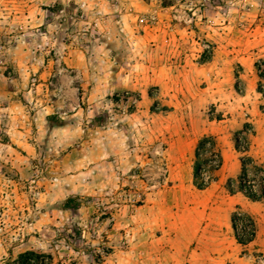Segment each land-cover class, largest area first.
Here are the masks:
<instances>
[{
  "label": "rangeland",
  "instance_id": "obj_1",
  "mask_svg": "<svg viewBox=\"0 0 264 264\" xmlns=\"http://www.w3.org/2000/svg\"><path fill=\"white\" fill-rule=\"evenodd\" d=\"M257 66L264 0H0V264H264Z\"/></svg>",
  "mask_w": 264,
  "mask_h": 264
},
{
  "label": "crops",
  "instance_id": "obj_2",
  "mask_svg": "<svg viewBox=\"0 0 264 264\" xmlns=\"http://www.w3.org/2000/svg\"><path fill=\"white\" fill-rule=\"evenodd\" d=\"M0 103H2L0 105V121L2 120L5 121V118L6 117L8 118L9 114H11L12 106L11 104L3 105L5 102H3L1 97H0ZM10 119L14 121L17 118L10 117ZM9 124L11 126V122H9ZM254 139H255V144L259 145L258 147L260 148L259 153L261 154V160L259 163L263 164L264 163V137L260 139L259 138H254ZM233 166L235 167V172L233 175H229V178L231 179V181H233L232 179H237L238 175H242L243 173V166L242 168H239L238 161H235V164H233ZM230 186H231V183L229 185V188L231 189ZM230 189L229 191L232 192V190ZM229 200H230V203L232 202L234 203L235 208L241 210L245 214V216L249 218L250 220L251 219L254 220L257 225L255 227V229L257 228V231L255 232V237L253 239V242L246 246L241 245L239 243L238 244L243 247H251V246L254 247L255 246L257 248V253L264 255V200H261L259 202H254L240 193L233 195L232 197H230ZM231 230L234 231L233 219H231Z\"/></svg>",
  "mask_w": 264,
  "mask_h": 264
},
{
  "label": "trees",
  "instance_id": "obj_3",
  "mask_svg": "<svg viewBox=\"0 0 264 264\" xmlns=\"http://www.w3.org/2000/svg\"><path fill=\"white\" fill-rule=\"evenodd\" d=\"M257 70L259 71V73H261V76H260L261 79L264 80V72H262L258 66H257ZM261 89L264 90V86L261 85ZM54 121H55V118H48V122L51 128L61 127L59 124H54ZM202 147H203V141L199 144V150H197V153H196L197 163H196L195 171H196L197 180L201 176V170H200L201 166L198 161H199L200 150L202 149ZM213 149H216V146H213ZM216 158L219 160V162H217L216 167H214L215 171L219 170L220 167L222 166L221 156L217 155ZM242 165H243L242 175L245 176L246 167H247V163L245 160L242 161ZM258 187L260 191L259 196L255 194H248L246 195V197H248L250 200L254 202H259L261 200H264V180L263 182L258 183ZM60 209L64 211H78L80 209V204L78 203L76 198H69L60 206ZM233 228L235 231L236 239L239 244L246 246L253 242V239L255 237V234H254L255 226L252 220H250L249 218L247 219L246 218L245 219L244 218H240V219L233 218ZM247 234H248V237H246ZM69 239L70 238H67L66 242H68Z\"/></svg>",
  "mask_w": 264,
  "mask_h": 264
},
{
  "label": "built area",
  "instance_id": "obj_4",
  "mask_svg": "<svg viewBox=\"0 0 264 264\" xmlns=\"http://www.w3.org/2000/svg\"><path fill=\"white\" fill-rule=\"evenodd\" d=\"M242 192L244 195H248V194H255L257 196L260 195L259 191H258V187L254 186H243L242 188ZM242 218L241 215H239V219Z\"/></svg>",
  "mask_w": 264,
  "mask_h": 264
}]
</instances>
